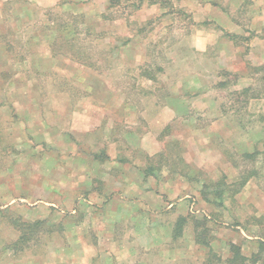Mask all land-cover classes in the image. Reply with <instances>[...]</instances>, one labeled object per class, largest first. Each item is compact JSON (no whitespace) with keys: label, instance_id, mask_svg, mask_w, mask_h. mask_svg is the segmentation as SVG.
<instances>
[{"label":"rangeland","instance_id":"1","mask_svg":"<svg viewBox=\"0 0 264 264\" xmlns=\"http://www.w3.org/2000/svg\"><path fill=\"white\" fill-rule=\"evenodd\" d=\"M0 264H264V0H0Z\"/></svg>","mask_w":264,"mask_h":264},{"label":"trees","instance_id":"2","mask_svg":"<svg viewBox=\"0 0 264 264\" xmlns=\"http://www.w3.org/2000/svg\"><path fill=\"white\" fill-rule=\"evenodd\" d=\"M151 3H157L159 0H149ZM112 3V2H111ZM248 155V154H247ZM246 180H243V182H245ZM222 185H224L222 182H218L212 186H220V188H214V190H212L213 194L215 195L216 198H220L222 191H224L222 189ZM211 186V187H212ZM207 189V187H206ZM184 221L183 217H180L176 223H175V227L173 229V233L172 236L173 237H177L179 236V232L181 229V225L182 222ZM12 224L14 225V227L17 229V231L19 232L17 239L12 242V244L10 245L11 247H18L19 249H21L24 245H26V243L28 242V240L31 239V237L33 236V234L39 229L40 224H41V220H35V221H26V220H21L20 218H15L12 220ZM178 233V234H177ZM232 250H233V257L231 259V263H233L235 260H240L242 261L243 259H245L239 252V248L236 246H231Z\"/></svg>","mask_w":264,"mask_h":264},{"label":"crops","instance_id":"3","mask_svg":"<svg viewBox=\"0 0 264 264\" xmlns=\"http://www.w3.org/2000/svg\"><path fill=\"white\" fill-rule=\"evenodd\" d=\"M35 1L39 5L50 6L59 2L60 0H35Z\"/></svg>","mask_w":264,"mask_h":264},{"label":"clouds","instance_id":"4","mask_svg":"<svg viewBox=\"0 0 264 264\" xmlns=\"http://www.w3.org/2000/svg\"><path fill=\"white\" fill-rule=\"evenodd\" d=\"M198 46H202V45L198 42Z\"/></svg>","mask_w":264,"mask_h":264}]
</instances>
